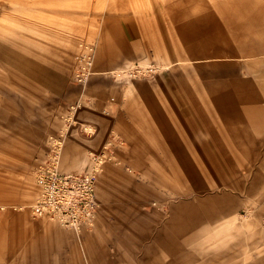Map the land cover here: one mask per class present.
Wrapping results in <instances>:
<instances>
[{
  "label": "rangeland",
  "instance_id": "rangeland-1",
  "mask_svg": "<svg viewBox=\"0 0 264 264\" xmlns=\"http://www.w3.org/2000/svg\"><path fill=\"white\" fill-rule=\"evenodd\" d=\"M196 5L201 7L193 9ZM260 12H264V0H0V264H25V256L33 255L38 245L29 235L28 224L50 220L33 216L30 204L40 191L36 168L48 156L50 136L60 135L50 129L55 119L67 127L76 122L77 109L87 104L109 107L118 103L123 107L135 99L179 101L190 117V129L198 132L187 140L197 144L200 136L209 140L210 135L199 132L198 125L211 124L226 143L229 121L218 113L213 101L206 99L209 85L241 78V84H247L254 94L238 102L243 108V122L250 123L248 110L258 111L255 106H264V19L249 18ZM106 33L108 40L115 42L124 40L118 34H128L136 46L117 69L103 73L116 83L118 99L108 96L101 103L90 93L97 91L98 77L103 74H91L83 86L76 80L74 69L79 42L94 41L97 70ZM28 42L62 49L70 44L75 47L70 74L72 89L80 95L66 114L54 115L53 108L40 107L37 95L52 94L45 88L34 87L32 103L30 76L25 61L19 58ZM147 86L148 95L134 97L135 88ZM91 130L84 128L86 133ZM260 145L264 146V136ZM224 154L219 153L216 165L201 161L209 152L188 162V191L172 197L174 201H189L188 248L177 251L174 258L156 262L264 264V165L253 158L246 163L236 159L228 166L232 162L228 164ZM120 162L117 166L138 175L127 170L124 159ZM257 171L263 175L261 193L249 191L250 179ZM222 193L231 196L230 211L223 210L215 217L210 214L215 207L209 206L210 212L208 208L202 210L203 198ZM176 223H180L177 234H184L182 218Z\"/></svg>",
  "mask_w": 264,
  "mask_h": 264
},
{
  "label": "crops",
  "instance_id": "crops-1",
  "mask_svg": "<svg viewBox=\"0 0 264 264\" xmlns=\"http://www.w3.org/2000/svg\"><path fill=\"white\" fill-rule=\"evenodd\" d=\"M197 7L201 6L192 8ZM249 18L264 19V12L251 14ZM107 35L102 37L100 45V60L95 70L101 72L99 74L117 69L135 51L136 40L128 34H118L124 39L118 42L108 40ZM75 52L73 44L62 49L39 42L27 43L19 58L25 61L30 76L32 103L35 101L34 87L45 88L52 94L37 95L43 105L40 107L53 108L54 115L68 112L71 102L80 95V91L72 89L70 74ZM108 52L110 55H106ZM115 84L111 77L103 74L98 77L97 91H91L90 95L97 96L101 103L108 96L118 99ZM262 84L264 86V82ZM246 85L241 84V78L209 85L210 95L206 99L213 101L218 113L229 121L226 129L229 142L226 143L218 138L216 126L211 124L198 125L199 132L203 130L210 135L209 140L202 136L198 144L187 140L198 132L190 129V117L179 101L173 104L166 100L135 99L123 107L118 103L109 107L100 103L87 104L77 109L76 122L67 127L55 119L50 129L55 133L65 129L62 169L88 171L91 166L89 150L99 152L107 140L118 136L124 142L115 144L117 162L124 159L130 164L125 166L127 170L138 175H130L114 160L106 161L97 179L100 205L94 224L74 231L47 219L30 222L29 235L38 245L33 255L25 256V264H188L183 260L180 263L155 261L174 258L177 251L188 248L191 235L189 201L172 198L173 194L188 191V162L196 160L195 155L209 152L210 155L201 161L216 165L219 153L223 152L226 162H232L228 166L234 165L236 159L246 163L253 158L264 165V148H261L264 146L260 145L264 136V106H255L258 111L248 110L250 123L243 122V108L238 102L254 95ZM149 92V87L135 88L134 97ZM239 119L241 121L237 122ZM88 125L92 130L86 133L84 128ZM206 146L211 149L202 148ZM202 210H205L203 206ZM179 218H182L184 234H177L176 227L180 223L176 220Z\"/></svg>",
  "mask_w": 264,
  "mask_h": 264
},
{
  "label": "built area",
  "instance_id": "built-area-1",
  "mask_svg": "<svg viewBox=\"0 0 264 264\" xmlns=\"http://www.w3.org/2000/svg\"><path fill=\"white\" fill-rule=\"evenodd\" d=\"M96 50L95 42H79L74 73L76 80L83 86L87 84L90 75L95 73ZM64 136L65 133L62 132L59 137L50 136L48 156L36 168V181L40 191L30 207L35 217H45L68 229L80 231L83 227H91L98 217V175L106 161L117 162L114 147L116 143H123V139L112 136L101 151L89 150V170L72 172L61 168Z\"/></svg>",
  "mask_w": 264,
  "mask_h": 264
},
{
  "label": "bare ground",
  "instance_id": "bare-ground-1",
  "mask_svg": "<svg viewBox=\"0 0 264 264\" xmlns=\"http://www.w3.org/2000/svg\"><path fill=\"white\" fill-rule=\"evenodd\" d=\"M89 42H94V41H89ZM95 71V70H94ZM95 73H101V72H97L95 71ZM87 128H91V127H87ZM124 142V141H123ZM250 183H249V191L251 192H255V193H261L262 191V181H263V175L260 171L255 172V174L253 175V177L250 179ZM262 195V194H261ZM205 202L202 203L203 208H208L209 212V206L215 208V210H213L212 212H210L211 215H215V217H217L216 215H218L219 212H222L223 210L225 211H230L232 209V201H231V196L228 193H222L220 195H218L217 197L214 196H206L204 198ZM216 211V212H215ZM234 246H230L229 249L231 250ZM232 254H231V256Z\"/></svg>",
  "mask_w": 264,
  "mask_h": 264
}]
</instances>
